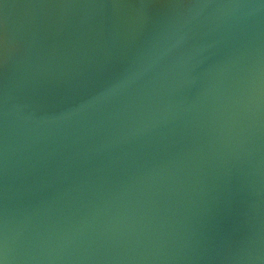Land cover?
Wrapping results in <instances>:
<instances>
[{
  "label": "water",
  "instance_id": "1",
  "mask_svg": "<svg viewBox=\"0 0 264 264\" xmlns=\"http://www.w3.org/2000/svg\"><path fill=\"white\" fill-rule=\"evenodd\" d=\"M4 264H264L261 0H0Z\"/></svg>",
  "mask_w": 264,
  "mask_h": 264
},
{
  "label": "snow or ice",
  "instance_id": "2",
  "mask_svg": "<svg viewBox=\"0 0 264 264\" xmlns=\"http://www.w3.org/2000/svg\"><path fill=\"white\" fill-rule=\"evenodd\" d=\"M261 3H264V0H261ZM0 264H4V260L0 259Z\"/></svg>",
  "mask_w": 264,
  "mask_h": 264
}]
</instances>
